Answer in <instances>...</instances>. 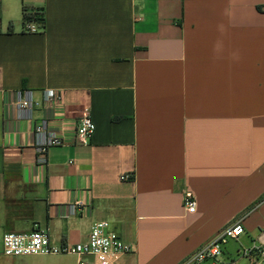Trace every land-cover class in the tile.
Returning a JSON list of instances; mask_svg holds the SVG:
<instances>
[{
  "label": "crops",
  "instance_id": "obj_1",
  "mask_svg": "<svg viewBox=\"0 0 264 264\" xmlns=\"http://www.w3.org/2000/svg\"><path fill=\"white\" fill-rule=\"evenodd\" d=\"M38 8L45 30L24 32ZM25 88L60 90L69 125L88 110L90 139L67 126L40 163ZM100 220L134 246L120 264H182L241 220L206 264H257L238 249L264 228V0H0V238L77 244Z\"/></svg>",
  "mask_w": 264,
  "mask_h": 264
},
{
  "label": "built area",
  "instance_id": "obj_2",
  "mask_svg": "<svg viewBox=\"0 0 264 264\" xmlns=\"http://www.w3.org/2000/svg\"><path fill=\"white\" fill-rule=\"evenodd\" d=\"M42 14L43 12L40 11L38 18ZM45 28L46 22L38 20L35 12L32 13L31 19L24 21L23 25V31L28 33L43 32ZM13 105L17 111V118L34 121L33 132L40 163H46V155L51 147L63 142L61 133L67 126L74 129L76 138L80 142H87L94 133L95 124L88 110L83 111L71 125L65 122L66 111L60 90L46 88L42 91L41 99H36L33 90L25 88L17 91ZM36 107L49 110L52 115L36 118L34 116ZM122 178H130V174H125ZM183 203L187 212L196 211L197 199L192 191L187 190L184 193ZM79 209H81L80 201L71 205L72 213ZM244 232L241 220L227 225L182 264H206L210 262L209 259L217 261L228 241L239 238ZM133 251L134 246L125 242L106 220L94 222L88 239L77 244L56 243L48 229L37 225L28 231H7L2 237L4 255L75 254L78 257L77 264H120V259ZM238 255L253 258L257 264H264V228L252 246L238 249Z\"/></svg>",
  "mask_w": 264,
  "mask_h": 264
},
{
  "label": "rangeland",
  "instance_id": "obj_3",
  "mask_svg": "<svg viewBox=\"0 0 264 264\" xmlns=\"http://www.w3.org/2000/svg\"><path fill=\"white\" fill-rule=\"evenodd\" d=\"M227 244L226 245L228 246V248L236 247V241L229 240ZM0 251H2L1 238H0ZM10 258L14 262V264H73V258L68 255L53 257V256L38 254V255H28V256H20V257H10ZM5 260L6 258H0V263H2V261L4 262ZM208 261L213 262L215 261V259H209Z\"/></svg>",
  "mask_w": 264,
  "mask_h": 264
},
{
  "label": "trees",
  "instance_id": "obj_4",
  "mask_svg": "<svg viewBox=\"0 0 264 264\" xmlns=\"http://www.w3.org/2000/svg\"><path fill=\"white\" fill-rule=\"evenodd\" d=\"M43 12L42 16L38 18L39 13ZM36 13L37 14V19L38 20H43L44 22H46V16H45V10L43 8H38V9H32V10H28V9H24V16H23V21H25L26 19H31V15L32 13Z\"/></svg>",
  "mask_w": 264,
  "mask_h": 264
}]
</instances>
